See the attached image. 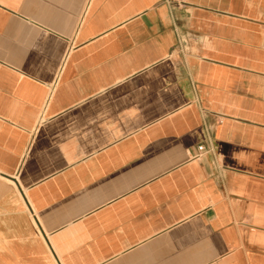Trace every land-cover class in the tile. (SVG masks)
I'll return each mask as SVG.
<instances>
[{
  "label": "crops",
  "instance_id": "1",
  "mask_svg": "<svg viewBox=\"0 0 264 264\" xmlns=\"http://www.w3.org/2000/svg\"><path fill=\"white\" fill-rule=\"evenodd\" d=\"M0 264H264V0H0Z\"/></svg>",
  "mask_w": 264,
  "mask_h": 264
},
{
  "label": "built area",
  "instance_id": "2",
  "mask_svg": "<svg viewBox=\"0 0 264 264\" xmlns=\"http://www.w3.org/2000/svg\"><path fill=\"white\" fill-rule=\"evenodd\" d=\"M207 151L206 147L204 145H199L197 147V153L195 154L196 157H200Z\"/></svg>",
  "mask_w": 264,
  "mask_h": 264
}]
</instances>
